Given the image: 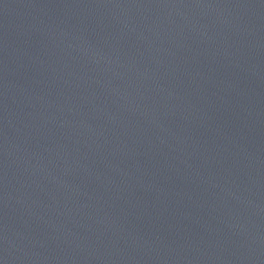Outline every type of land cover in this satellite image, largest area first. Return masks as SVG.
<instances>
[{
  "label": "water",
  "instance_id": "water-1",
  "mask_svg": "<svg viewBox=\"0 0 264 264\" xmlns=\"http://www.w3.org/2000/svg\"><path fill=\"white\" fill-rule=\"evenodd\" d=\"M0 264H264V0H0Z\"/></svg>",
  "mask_w": 264,
  "mask_h": 264
}]
</instances>
